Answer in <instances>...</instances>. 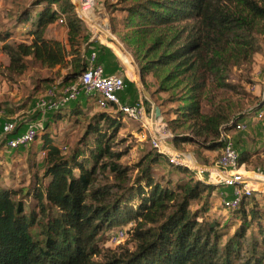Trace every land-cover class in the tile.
<instances>
[{
    "label": "trees",
    "instance_id": "trees-1",
    "mask_svg": "<svg viewBox=\"0 0 264 264\" xmlns=\"http://www.w3.org/2000/svg\"><path fill=\"white\" fill-rule=\"evenodd\" d=\"M104 5L110 30L131 52L142 82L152 75L155 93H167V101L178 104L176 119L167 125L176 147L195 142L187 135L192 133L209 150L222 151L223 131L231 132L246 117L243 100L251 98L253 111L263 110L264 99L246 87L255 82V56L264 57V0H117ZM62 16L66 44L48 34ZM17 22L28 26L30 41L0 31L9 75L71 65L64 83H76L97 40L90 41L73 1L37 0ZM98 61L105 63L99 53ZM80 106L74 103L53 117L78 118L84 112ZM121 127L111 113H96L67 154L49 127L44 129L43 172L33 174L25 194L0 187V264H264V214L258 204L243 199L233 211L241 217L240 226L229 237L220 224L191 208L216 185L193 178L160 181L154 168L164 155L156 150L132 165L122 163ZM239 155L245 165L249 157ZM175 169L193 174L185 167ZM128 226L132 249L105 247L110 230Z\"/></svg>",
    "mask_w": 264,
    "mask_h": 264
},
{
    "label": "rangeland",
    "instance_id": "rangeland-1",
    "mask_svg": "<svg viewBox=\"0 0 264 264\" xmlns=\"http://www.w3.org/2000/svg\"><path fill=\"white\" fill-rule=\"evenodd\" d=\"M35 1L37 0H0V31H11L13 33L12 39L19 42L30 41V38L25 34L28 31V26L23 24L19 25L17 16L25 9L32 10ZM72 1L76 3L75 7L77 5L80 16L88 25V36L97 40V44L91 50L97 51L100 57L106 61L104 66L108 74H117L125 78L126 89L120 94V97L123 95L124 101L130 102L129 104H134L137 100L143 98L149 124H152L153 131L155 130L158 134L166 133L170 136L167 142L182 154L180 155V160L183 159L186 165L184 163L177 165L171 161V156L165 155L160 158V164L154 168L155 175L160 178V181L187 182L193 178L195 181L203 180L211 182L210 176L207 174H199L200 170L193 166L187 158L195 164L198 162L204 166L214 167L222 151L209 150L205 141L195 137L192 133H188L187 135L193 137L195 142L180 144L176 147L173 143L174 136L169 131L167 125L168 121L176 119L177 115L173 112V109H176L178 104L168 102L167 100L170 96L167 93H155L157 83L152 75L147 78L146 84L142 82L139 67L131 52L124 48L110 30L109 12L101 0ZM113 1L106 0L105 2L109 4ZM102 25L107 33H111L117 39L120 46L129 55L119 54L116 42H113V39L105 36L100 31L102 29L100 26ZM48 34L50 38H57L65 44L68 41L66 24H54L49 28ZM86 44L85 46H87ZM120 51L123 53L121 49ZM113 54L117 59L113 57ZM131 59H133V62ZM262 62H264V57L260 54L256 55L252 75L253 81L255 82L246 87L247 92L252 96L256 89L261 88L262 92L264 90L262 86H259L260 83L254 77L256 65H261L264 71V63ZM116 63H119L118 65L123 69L121 71L122 74L114 71ZM9 64V58L2 52L0 47V187L17 190L19 193L25 194L32 184L33 174L37 172L41 174L43 172L45 152L42 149V135L44 129L49 127L53 141L61 147L64 154H67L68 151L78 146L79 141L85 134L87 126L96 113H111L122 123V127L117 135V141L122 144V148H126V155L122 159V163L132 165L140 161L142 157L149 155V153L155 152L156 149L153 147L151 141L152 129L150 126H147L148 129H146L139 122L132 121L126 117L123 118L119 111L100 109L94 104L91 97H82L78 101L84 111L83 115L80 114L78 118L74 115L60 121H55L53 112L41 110V100L46 98V94L49 91L52 90L57 96L69 86L64 83V79L72 74L73 70L71 65L65 67L57 66L51 69L30 67L21 76L11 77L7 71ZM144 89L150 94L152 102L146 99ZM152 93H154L155 97L152 96ZM255 102V100L247 97L243 100L245 110L241 113L242 115H246V117L242 121L246 122L247 128L242 132L233 129L230 134L239 154L246 153L249 157V161L245 164L244 168L247 171L256 172L258 175L264 176V119L257 120L253 118ZM70 107L63 108V110H68ZM155 107L160 111L162 120L152 121ZM8 123H12L16 127L17 133L24 131L28 127L36 128L39 133V139L26 148L18 150L8 149L5 144L8 135L3 130L4 126ZM181 132L179 131L178 133L181 134ZM63 147H67V149ZM168 150H170V147ZM174 152L175 154L178 153L176 151ZM174 152L171 151V153ZM187 165L190 167H187ZM176 166L188 168L193 171V174L178 172L175 169ZM211 184L214 185L212 182ZM215 185L217 188L214 192L211 194L204 193L199 200L192 203L191 208L193 211H200L201 217L206 221L220 224L222 229L227 230L230 237L240 226L241 217L236 212L234 213L222 205L224 194L230 197L232 189L222 185ZM248 201L252 204H258L259 210L264 214V189L260 194L257 193L254 197L248 199ZM262 223L264 224V219ZM121 229L114 228L108 232V243H105L106 248L110 247L111 249H115L119 245H127L132 249L133 243L131 242L130 232H128L127 238L120 243H110V236H113ZM128 229H130L129 226Z\"/></svg>",
    "mask_w": 264,
    "mask_h": 264
},
{
    "label": "built area",
    "instance_id": "built-area-1",
    "mask_svg": "<svg viewBox=\"0 0 264 264\" xmlns=\"http://www.w3.org/2000/svg\"><path fill=\"white\" fill-rule=\"evenodd\" d=\"M58 23L62 25L65 24V18L62 16ZM93 40L95 39L93 38ZM86 63V69L76 83L67 86L60 95L56 96L52 90L46 94V98L41 100L40 103L41 110L55 113L63 108L71 106L73 103H77L82 97H91L98 108L114 109L122 112L126 118L139 122L148 129L147 126L150 125L148 123L149 118L146 114L147 111L144 99L140 98L134 104H125L121 100L120 94L126 89L125 78L117 74H108L105 66L99 63L98 53L96 51H91L88 54ZM253 115L254 119L263 120L264 110L255 111ZM246 128V122L240 121L236 124L234 130L242 132ZM3 130L4 133L8 135L5 142L8 149L18 150L26 148L34 143L39 136L37 129L34 127H28L24 131L12 135L17 131L12 123L6 124ZM231 132L223 131L221 135V140L225 143V147L215 166L216 170H200L199 174H207L210 176V181L212 183L232 189L230 197L224 194L222 205L230 211H235L240 208L243 199H250L257 193L260 194L264 189V183L254 179L258 176L256 172L247 171L244 168L245 165H240V155L232 141ZM10 135L12 136L10 137ZM169 137L170 136H168V138ZM151 141L153 147L159 153L164 156H171V161L173 163L177 165L184 163L186 165L183 159L180 160V155L182 154L175 148L173 149L170 147L171 151L178 152L176 154L171 153L170 150L163 146L160 140L157 139L153 133V129ZM63 148L67 149V147ZM188 166L189 165H187V167ZM129 230L130 229L127 227L118 231L111 237L110 243H120L122 240L126 239Z\"/></svg>",
    "mask_w": 264,
    "mask_h": 264
},
{
    "label": "water",
    "instance_id": "water-1",
    "mask_svg": "<svg viewBox=\"0 0 264 264\" xmlns=\"http://www.w3.org/2000/svg\"><path fill=\"white\" fill-rule=\"evenodd\" d=\"M74 4H76V3H74ZM76 10H77V13H78V15L80 16V14H79V10H78V7H77V5H76ZM80 18L82 19V17L80 16ZM83 20V19H82ZM84 21V20H83ZM109 35V37L111 38V39H113V42H116V44H117V47H118V51H119V54L121 55H125V56H127V55H129V53L122 47V46H120V44H119V42L117 41V39L111 34V33H109L108 34ZM120 49L123 51V53L120 51ZM132 60V62H133V59H131ZM144 95L146 96V99L147 100H149V101H151V98H150V94L144 89ZM152 102V101H151ZM158 119H161L162 120V115L160 114V111L158 110V108L157 107H155L154 108V111H153V115H152V121H156V120H158ZM168 146L169 147H171V148H173L174 149V147H172L170 144H168ZM191 155V154H190ZM197 169H199V170H216V168H215V166L214 167H208V166H204V165H201V164H199L198 162H196V166H195Z\"/></svg>",
    "mask_w": 264,
    "mask_h": 264
},
{
    "label": "crops",
    "instance_id": "crops-1",
    "mask_svg": "<svg viewBox=\"0 0 264 264\" xmlns=\"http://www.w3.org/2000/svg\"><path fill=\"white\" fill-rule=\"evenodd\" d=\"M102 1V4L104 5V3H105V1L106 0H101ZM117 0H114L113 2L115 3ZM68 36V35H67ZM90 41H94L93 40V38L92 39H90ZM90 49H89V51L91 52V51H93V50H91L93 47H89ZM262 63H264V62H262ZM261 63V64H262ZM104 64H106V61H105V63ZM123 69H121V67L120 66H118V67H116L115 69H114V71H116V73H119V74H122V71ZM254 77H255V79L260 83L259 84V86L261 87H263L264 88V71L262 70V68H261V65H256V67H255V71H254ZM254 94L256 95V96H258V97H262L263 99H264V90H263V92L261 91V88L260 89H256L255 90V92H254ZM123 95H122V97H121V100L125 103V104H129L128 102H126V100L124 101V99H123ZM263 110H264V108H263ZM155 131V130H154ZM167 149H168V147H167ZM170 152H171V150H170Z\"/></svg>",
    "mask_w": 264,
    "mask_h": 264
},
{
    "label": "bare ground",
    "instance_id": "bare-ground-1",
    "mask_svg": "<svg viewBox=\"0 0 264 264\" xmlns=\"http://www.w3.org/2000/svg\"><path fill=\"white\" fill-rule=\"evenodd\" d=\"M78 10H79V9H78ZM100 27H102V29H101L100 31H101L102 33H104L105 36H109V35H108L109 33L106 32V29L104 28V26L102 25V26H100ZM103 38H104V36H103ZM148 123H149V120H148ZM149 125L152 127V124H149ZM152 129H153V127H152ZM165 131H166V129H165ZM165 131H164V132H165ZM154 132H155V136L157 137V139L160 140L161 144H162L163 146H165L166 148H167V147L169 148V146H168V142H167V140H168L169 138H168L167 134H166V133H164V134H158V133H156V131H153V133H154ZM166 138H167V139H166ZM173 152H174V151H173ZM173 154H175V152H174ZM187 160H189L190 163H191L193 166H196V164H195L192 160H190L189 158H187ZM254 179L257 180L258 182L264 183V176L258 175V176H256Z\"/></svg>",
    "mask_w": 264,
    "mask_h": 264
}]
</instances>
